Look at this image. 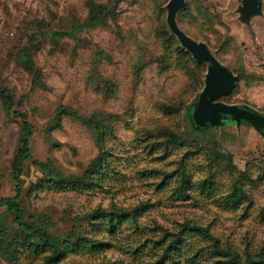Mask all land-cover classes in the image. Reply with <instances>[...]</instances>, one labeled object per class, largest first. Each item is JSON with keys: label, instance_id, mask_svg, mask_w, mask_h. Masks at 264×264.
<instances>
[{"label": "rangeland", "instance_id": "374dc122", "mask_svg": "<svg viewBox=\"0 0 264 264\" xmlns=\"http://www.w3.org/2000/svg\"><path fill=\"white\" fill-rule=\"evenodd\" d=\"M90 1L103 3L107 12L98 23L84 26ZM167 2L0 0V86L23 102L15 108L32 126V157L63 173H78L99 150L88 125L59 115L61 107L94 114L107 124L102 142L107 163L97 174L100 183L89 189L38 185L42 171L31 159L23 163L21 202L27 222L44 225L54 235L81 224L87 234L109 240L97 253L74 250L54 264H148L161 249L142 242L160 237L162 228L178 231L183 223L206 226L217 245L241 256L264 254V125L257 129L255 123L219 112L223 118L206 123L202 132L184 117L194 95L187 73L191 60L179 51L174 34L168 40ZM241 6L242 0H185L176 20L238 75L233 91L220 100L264 114V0L260 13L246 20ZM55 31L65 35L52 38ZM34 36L39 49L32 59L43 85L34 83L13 56ZM19 129V118H7L0 100V196L15 193L10 162ZM164 129L175 132L177 141L166 142L160 135ZM182 171L189 181L184 192L179 188ZM237 177L240 186L232 195ZM146 202L138 226L125 223L115 235L87 220L76 221L78 214L98 206ZM0 211L14 236L13 216L4 206ZM185 236L189 247L181 253V264L214 260L209 238ZM0 264H43V259L19 246L8 257L0 250Z\"/></svg>", "mask_w": 264, "mask_h": 264}, {"label": "trees", "instance_id": "16d2710c", "mask_svg": "<svg viewBox=\"0 0 264 264\" xmlns=\"http://www.w3.org/2000/svg\"><path fill=\"white\" fill-rule=\"evenodd\" d=\"M106 12L107 7L103 3L90 1V8L87 17L84 22H82V25L89 26L98 23ZM170 31V27L169 29H165L168 40L174 37L172 31ZM63 35H65V32L55 31L52 33L51 37L53 38ZM29 41V46L18 48L17 51L13 52V56L24 69L32 74L34 83L43 85L40 70L36 67L35 62L32 59L33 52L39 49V40L34 36L30 37ZM178 49L182 55L191 60V63L187 68V73L190 79L189 88L194 95L185 105L184 117L192 125L190 106L196 100L197 95L204 85V77L207 71V69L205 71L204 68L207 62L195 60L182 46H178ZM237 80L238 75H236V81L229 93L233 91ZM0 100L5 116L7 118L18 117L20 120V129L17 135L16 147L10 162V176L15 184V193L12 196H0V207L4 206L5 210L13 216L12 219L13 222L17 224L18 233L14 236L9 234L8 228L4 222L3 212L0 211V250L2 253L6 257L9 255L11 256L20 246L31 251L34 255L40 256L43 259V264H54L64 253L72 252L74 250H83L88 253H97L103 250L106 247L105 245L109 242L108 238L87 234L83 230L81 224L73 225L66 232L54 235L44 225L27 222L24 218V211L21 202L23 185L21 175L24 161L31 159L32 163L43 173L38 185L44 184L57 191H83L84 189H89L94 185L99 184L101 179L97 174L101 172L102 165L107 163L106 153L102 150V142L104 141L107 124L104 121L99 120L94 114L85 116L72 108L61 107L59 109V115H71L74 118L79 119L81 122L86 123L91 129L94 141L99 149L97 153L86 162L82 171L78 173H63L48 161L45 162L32 157L30 148L32 126L27 119L26 113L15 108V106L21 107L23 105L22 100L15 102L13 92L2 86H0ZM170 108L171 106L164 105L166 111L170 110ZM200 130L205 132V128H200ZM160 135L164 137L166 142H175L178 139V135L175 132L167 129L162 130ZM187 184H189L188 176L182 171L179 184V188L182 192L186 191ZM239 186V178L237 177L231 189L232 195L235 194L236 189ZM148 205L149 203L146 202L131 207H122L115 203L109 205V207L98 206L82 215L78 214V216H76V221L87 220L90 224H97V226L104 228L111 235H115L121 225L125 223H132L137 227L138 218ZM153 229L155 231L158 227L156 226ZM162 230L160 237L150 238L145 240V242H142V244L150 242L152 246L157 245L161 249L160 253H157L153 260L148 261V264H181V253L183 249L189 247V244L186 243L187 236H185L188 234L206 237L212 241L215 254L213 256L214 260L209 264H264L263 252L254 255L246 253L244 256H241L237 251L231 248L220 247L217 245V239L211 235L206 226L183 223L178 231L170 232L163 228ZM134 249L136 251L138 246L134 247ZM97 264L111 263L107 260H101Z\"/></svg>", "mask_w": 264, "mask_h": 264}, {"label": "water", "instance_id": "95a60500", "mask_svg": "<svg viewBox=\"0 0 264 264\" xmlns=\"http://www.w3.org/2000/svg\"><path fill=\"white\" fill-rule=\"evenodd\" d=\"M260 0H242L241 19H248L253 13H260ZM185 0H168L167 23L176 36L180 45L184 47L191 56L201 62H207L208 67L204 77V85L197 95L196 100L190 106V116L192 123L199 128H203L206 123H218L223 115L228 113L237 119L247 120L257 125H264V114L253 111L247 105H239L236 103H227L220 100L227 95L232 89L236 74L232 70L223 66L216 56L210 52L207 44L203 41H197L188 36L178 25L176 13L183 8ZM209 110L212 116H205V111Z\"/></svg>", "mask_w": 264, "mask_h": 264}]
</instances>
